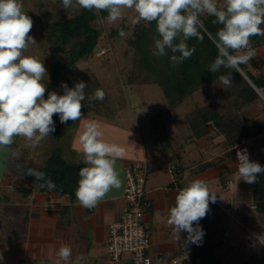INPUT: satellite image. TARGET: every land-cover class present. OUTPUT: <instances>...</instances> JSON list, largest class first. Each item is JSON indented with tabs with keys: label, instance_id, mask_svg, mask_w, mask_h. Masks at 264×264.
Wrapping results in <instances>:
<instances>
[{
	"label": "crops",
	"instance_id": "1",
	"mask_svg": "<svg viewBox=\"0 0 264 264\" xmlns=\"http://www.w3.org/2000/svg\"><path fill=\"white\" fill-rule=\"evenodd\" d=\"M23 3L26 14L33 20L29 35L37 42L30 45L25 54L40 58V12L35 3ZM218 3L223 5L224 0H218ZM125 10L135 13L131 9ZM255 50L263 61L260 68L253 67L250 61L246 65L251 66L253 73L261 74L264 73V36ZM44 60L53 63V58ZM46 69L50 81V66L46 65ZM247 80L256 88L250 78ZM163 98L157 105L158 110L150 117L153 125L147 139L129 113L116 119H105L99 112L82 111L81 120L73 122L71 131H68L69 125L65 126L59 140L53 132L36 147H26L24 138L17 137L11 147L18 156L0 151V264H56L62 245L71 246L73 253L69 261H61V264H134L128 254L120 261L111 260L107 240L110 225L121 219L126 207L125 167L136 161H146L148 165L146 189L152 204L145 209L143 220L150 239V264H183L189 259L193 244L186 245L187 233L174 234L167 219L178 191L194 179L204 180L216 193V202L209 204L210 207L214 205L211 230L222 227L225 217L233 215L228 211L230 203L234 205L244 192L236 156L241 143L237 144L239 147L225 148L221 135L217 140L220 147L213 149L212 134L197 137L192 126L194 118L181 116V102L170 108L166 97ZM128 103L133 108L132 103ZM145 103L136 101L134 104L141 111ZM158 117L161 127H158ZM53 119L55 122L56 115ZM90 120L99 123L103 140L123 147L125 155L117 161L121 188L110 191L95 207L84 208L76 196L54 188L46 178L36 179L23 173L29 169L40 173L57 147L68 162L84 164L79 136ZM203 139L210 144L204 145V149L197 144ZM170 162L175 164L173 173L167 168Z\"/></svg>",
	"mask_w": 264,
	"mask_h": 264
},
{
	"label": "clouds",
	"instance_id": "2",
	"mask_svg": "<svg viewBox=\"0 0 264 264\" xmlns=\"http://www.w3.org/2000/svg\"><path fill=\"white\" fill-rule=\"evenodd\" d=\"M62 7L65 10L93 11L97 16L107 12L109 23L124 19L125 9L133 10L136 15L128 16L127 22L132 26L141 21L155 22L157 35L153 36L152 55L168 56L170 50L174 66L195 53V48L187 44L189 39L203 41L202 31L205 29L201 15L215 17L213 23L222 27L213 37L218 55L208 71L231 70L228 75L218 77L225 88L232 84V71L240 73V66L256 55L250 38L264 36V27H261L264 25V0H224L223 5L218 0H62ZM26 12L23 0H0V151H8L14 156H18V152L11 146L17 137L24 138L26 147H36L55 132L54 115L59 116L62 124L81 120L82 101L86 99L84 81L76 82L71 88L62 82V95L50 91L47 99L44 98L48 91L47 69L39 57L25 54L30 45L37 44L29 35L33 20ZM119 35L125 36L123 29ZM104 98L105 92L101 88L87 97L90 101ZM79 144L86 166L79 170L75 196L82 207L93 208L110 191L121 188L117 161L123 158L125 150L117 144L105 142L95 120L85 123ZM236 156L240 180L257 183L259 174L264 173V166L251 161L246 148L238 150ZM25 173L36 179L44 176L31 169L23 175ZM216 200V193L204 180L194 179L178 191L175 204L169 209L168 227L176 235L186 232V245H199L205 234L200 221L210 212V202ZM72 253L71 246L62 245L56 264L69 261Z\"/></svg>",
	"mask_w": 264,
	"mask_h": 264
},
{
	"label": "trees",
	"instance_id": "3",
	"mask_svg": "<svg viewBox=\"0 0 264 264\" xmlns=\"http://www.w3.org/2000/svg\"><path fill=\"white\" fill-rule=\"evenodd\" d=\"M106 17L107 12H102L97 16L93 11L81 9L74 16L62 21L51 23H45L43 20L40 21L38 30L42 52L40 59L41 61L43 60L45 67L46 65L48 68L50 66L51 74V79L47 84L48 91H46L44 96L46 99L50 91H55L59 95L63 94L62 82L66 83L70 88L74 87L73 82L72 84L69 83L70 78L66 74L69 73L72 67L77 66L79 60L88 55L97 54L100 38L105 32L102 33L100 28L95 25V21L99 18L105 19ZM201 19L203 20L205 29L202 31V35L204 36L203 41H198L196 38L189 39L187 44L190 48H195V53L189 59L175 66L170 60L171 55H173L170 50H168V56L157 57L152 55L153 36L157 35L155 32V22H141L134 26V37L128 41L140 56L139 61L143 71L150 70L156 76V82L162 87L170 108L178 105L184 97L191 94L197 87L208 85L217 80L220 75L231 72V70L224 68L215 73L208 71L210 63L218 55V50L212 42L213 37L222 25L214 24L213 20L215 17L208 16L207 14H202ZM111 31L109 34H119L117 29H111ZM250 40L252 41V46L255 48L261 42V36H253ZM110 41L112 44V39ZM175 42L178 43L179 41ZM53 44L56 46L55 48L61 49L66 58L62 61H53L52 64H49L45 62L44 58H53ZM260 62L263 61L257 55L250 60V63L255 68H260ZM240 67L245 70L251 82L258 89L253 87L241 73L232 71L239 76L242 82V86L237 92V98L240 100L241 106H244L252 104L261 98L260 92L264 94V73L255 74L246 68V64ZM62 75H65L66 78L63 79ZM197 117L200 118L204 125V130L196 129V125H193L197 137L209 133L211 129L209 123L213 122L214 126L224 136L223 144L225 148L236 146L248 138L263 134L264 130V125H259L256 130H252L237 114L226 118L219 112L215 102L199 108ZM72 122L68 121L62 124L59 116L56 115L55 139L59 140L63 134V128ZM251 152H253V149ZM258 163L264 166V157L258 160ZM85 166V164L68 162L64 159L60 148L57 147L40 173L44 174L43 178H46L54 188L75 196L80 179L79 170ZM243 183L245 189L252 192L256 208L264 212V173L259 174L257 183L248 184L244 181ZM213 214L214 205L210 207V212L207 213L206 217L200 221V225L205 233L201 243L199 245L193 244L190 257L183 264H223L222 258L216 252L218 243L215 242L213 231L211 230ZM243 264H264V252L254 251Z\"/></svg>",
	"mask_w": 264,
	"mask_h": 264
},
{
	"label": "rangeland",
	"instance_id": "4",
	"mask_svg": "<svg viewBox=\"0 0 264 264\" xmlns=\"http://www.w3.org/2000/svg\"><path fill=\"white\" fill-rule=\"evenodd\" d=\"M23 1L35 3L40 12V20L45 23L62 21L74 16L81 10H65L62 7V0ZM132 13L125 10L124 15H127L126 18L117 20L115 23H109L106 18L96 20L95 25L100 28L102 33H107L110 40L112 39V51L103 56L96 54L84 57L66 75L70 78V84L73 82L75 85L78 81H84L87 85L85 89L86 99L82 101L81 112H99L101 117L105 119L107 117L116 119L123 113L125 116L129 113L134 117L135 122L139 124L147 139L153 125L150 117L154 111L158 110L157 105L164 100L163 97L165 96L162 87L156 82V76L150 70L143 71L139 61L140 56L135 48L128 43L129 39L134 37V26L127 22L128 16L136 15V13ZM111 24H114V27H111ZM111 29H117L118 31L123 29L125 36L109 34ZM53 46V61L64 60L66 57L61 49L55 48L54 44ZM246 68L253 71L249 65H246ZM240 73L247 79L248 75L243 68H241ZM62 76L63 79L66 78L65 75ZM231 78L232 84L227 88L221 84L219 79L208 85L197 87L181 101V116H191L194 118L192 124L196 125V129L204 130V125L197 117L198 109L215 102L219 112L226 118L237 114L252 130H256L259 125H264V97L261 95V98L252 104L241 106L240 100L237 98V92L242 86V82L239 76L233 72ZM97 88L104 90L105 98L102 101L87 99ZM136 101H146L143 110H137L134 104ZM128 102L132 103L133 108L128 106ZM237 109L239 110L237 111ZM168 110L170 111V108ZM156 120L158 121V127H161V118L158 117ZM209 124L211 126L209 134H212L211 138L214 139L211 142L213 143L212 148L218 149L221 143L217 140L222 134L213 122ZM72 129L73 122L69 124L68 131ZM197 144L204 149V145L209 144V142L203 139L200 142L198 141ZM243 144H247L253 149V152L249 155L251 161L258 162L264 157L263 134L244 140L240 144L241 147H243ZM237 147L239 146L237 145ZM243 184L244 192L241 193V197L236 200L234 205L233 202L229 205V208H232L230 213L233 215L225 217L226 221H224L222 227H215L212 230L214 240L218 243L216 252L222 258L223 264H243L254 251L264 252V212L256 208L252 192L246 190ZM222 216L224 217V214ZM226 233L228 234L226 235Z\"/></svg>",
	"mask_w": 264,
	"mask_h": 264
},
{
	"label": "built area",
	"instance_id": "5",
	"mask_svg": "<svg viewBox=\"0 0 264 264\" xmlns=\"http://www.w3.org/2000/svg\"><path fill=\"white\" fill-rule=\"evenodd\" d=\"M99 43L97 55L103 56L112 51V44L107 33L101 36ZM260 94L264 97L263 93L260 92ZM245 148L250 155L252 147L243 144L240 149ZM167 168L173 173L175 171L174 162L168 163ZM147 175L146 161L131 162L125 167L126 207L121 219L110 225L107 240L108 255L113 261H120L124 255L128 254L134 264H150L148 256L150 239L143 220L145 209L152 204L146 189ZM231 209L229 208L228 211L230 212Z\"/></svg>",
	"mask_w": 264,
	"mask_h": 264
},
{
	"label": "water",
	"instance_id": "6",
	"mask_svg": "<svg viewBox=\"0 0 264 264\" xmlns=\"http://www.w3.org/2000/svg\"><path fill=\"white\" fill-rule=\"evenodd\" d=\"M247 79H249V78L247 77Z\"/></svg>",
	"mask_w": 264,
	"mask_h": 264
}]
</instances>
